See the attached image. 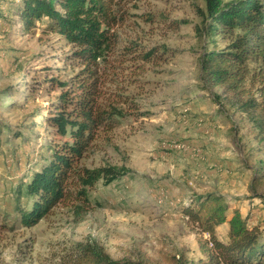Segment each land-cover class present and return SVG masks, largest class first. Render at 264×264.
Here are the masks:
<instances>
[{"label":"rangeland","instance_id":"rangeland-1","mask_svg":"<svg viewBox=\"0 0 264 264\" xmlns=\"http://www.w3.org/2000/svg\"><path fill=\"white\" fill-rule=\"evenodd\" d=\"M21 6L22 0H0V224L6 225L0 264H60L76 241L97 242L115 259L144 264H170L181 255L197 261L198 234L179 211L208 192L222 195L228 215L237 208L264 234L257 130L220 87L202 78L200 55L215 40L225 45L206 32L204 0L117 1V43L100 62L103 88L124 103L125 115L116 117L103 148L83 161L128 172L89 188L90 203L79 215L57 205L33 226L23 225L13 191L28 168L43 163L53 137L52 127L38 130L36 123L54 111L69 87L61 84L71 83L79 66L68 59L72 45L46 30L47 18L24 30ZM227 230L226 222L218 225L217 237L224 241Z\"/></svg>","mask_w":264,"mask_h":264},{"label":"trees","instance_id":"trees-1","mask_svg":"<svg viewBox=\"0 0 264 264\" xmlns=\"http://www.w3.org/2000/svg\"><path fill=\"white\" fill-rule=\"evenodd\" d=\"M117 1L22 0L18 10L26 31L47 18L46 30L72 45L68 59L79 66L72 82L61 84L69 87L61 91L54 111L36 123L38 130L53 128L40 159L43 163L39 161L40 167L33 171L28 168L27 179L13 191L20 222L27 227L57 205L79 215L90 203L89 188L99 180L109 184L128 172L122 165L88 167L83 161L103 148L101 142L107 143L113 135L116 117L125 115L120 107L124 103L103 88L100 62L117 43L113 30ZM204 6L206 32L225 45L215 40L200 55L202 78L211 87H220L230 105L249 117L264 149V0H204ZM141 57L149 59L150 54L142 51ZM227 209L222 195L213 192L195 194L180 205V214L198 234L202 257L189 261L181 255L170 264H264L263 232L249 226L237 208L230 215ZM225 222L228 230L223 241L216 228ZM60 264L144 263L115 259L94 241H76L61 255Z\"/></svg>","mask_w":264,"mask_h":264}]
</instances>
